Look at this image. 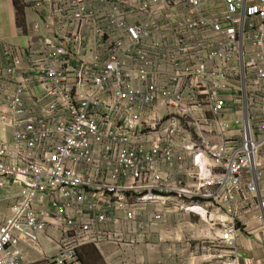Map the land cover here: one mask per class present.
<instances>
[{
  "label": "built area",
  "instance_id": "1",
  "mask_svg": "<svg viewBox=\"0 0 264 264\" xmlns=\"http://www.w3.org/2000/svg\"><path fill=\"white\" fill-rule=\"evenodd\" d=\"M22 1L39 19L0 65L19 77L0 98V186L22 185L0 264L125 253L184 215L215 264H242L243 214L264 245V0Z\"/></svg>",
  "mask_w": 264,
  "mask_h": 264
},
{
  "label": "crops",
  "instance_id": "2",
  "mask_svg": "<svg viewBox=\"0 0 264 264\" xmlns=\"http://www.w3.org/2000/svg\"><path fill=\"white\" fill-rule=\"evenodd\" d=\"M25 8L26 20L20 23L15 1L0 0V65L2 66L11 63L9 59H4L5 45L27 47V35L32 30L33 22L39 19V14L32 6L25 5ZM18 78H12L13 81H0V98L14 87L13 83ZM161 110L154 107L148 116H154ZM12 135V129L3 127L0 123V141H11ZM21 191L22 185L18 183H6L0 186V224L9 216V207L17 201ZM248 224L252 225L253 231L239 236L237 240L242 264H248L247 258H252L257 264H264V245L260 241L262 228L253 220ZM211 238L210 230L205 223L197 221L190 215H184L182 218L173 217L169 222L155 229L149 237L148 244H141L125 253L118 252L112 245L103 247V255L95 250L99 253L103 264H202L201 259L198 260L199 257L194 255L200 253L199 249H203V253L211 254L214 251ZM202 260L204 264H215L208 255H204Z\"/></svg>",
  "mask_w": 264,
  "mask_h": 264
},
{
  "label": "rangeland",
  "instance_id": "3",
  "mask_svg": "<svg viewBox=\"0 0 264 264\" xmlns=\"http://www.w3.org/2000/svg\"><path fill=\"white\" fill-rule=\"evenodd\" d=\"M18 5H17V12H18V17H19V21L21 23V20L24 21L26 20V8L25 5H23V1L22 0H18ZM238 100L235 102L237 103ZM227 117L229 118V120H232L231 123V129L232 130H238L240 128V126L238 124L235 123V119H240L241 116V106L237 105L235 107H232L230 110L227 111ZM230 133V132H229ZM246 214H243V221L247 220V223L249 222V220H251L250 218L245 217ZM192 218L196 219L197 221H199V219L195 216H192ZM248 229L253 230L252 225L250 224V226L248 227ZM203 250V249H202ZM201 249H199L200 253H198V255H194L199 257L198 260L201 259V263L204 264L203 256L204 255H208V253H203ZM87 252V253H85ZM78 262L79 264H83L84 262H86L87 264H103V262L101 261V257L99 255V253L95 250L94 247L92 246H85L82 247L79 251L78 254Z\"/></svg>",
  "mask_w": 264,
  "mask_h": 264
},
{
  "label": "trees",
  "instance_id": "4",
  "mask_svg": "<svg viewBox=\"0 0 264 264\" xmlns=\"http://www.w3.org/2000/svg\"><path fill=\"white\" fill-rule=\"evenodd\" d=\"M15 1V4H16V7H17V5H18V0H14ZM19 16V15H18ZM22 21V20H21ZM102 261V260H101ZM83 264H87L86 262H84Z\"/></svg>",
  "mask_w": 264,
  "mask_h": 264
}]
</instances>
